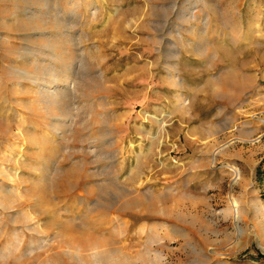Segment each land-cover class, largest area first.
Here are the masks:
<instances>
[{
    "label": "rangeland",
    "instance_id": "374dc122",
    "mask_svg": "<svg viewBox=\"0 0 264 264\" xmlns=\"http://www.w3.org/2000/svg\"><path fill=\"white\" fill-rule=\"evenodd\" d=\"M0 264H264V0H0Z\"/></svg>",
    "mask_w": 264,
    "mask_h": 264
},
{
    "label": "bare ground",
    "instance_id": "6f19581e",
    "mask_svg": "<svg viewBox=\"0 0 264 264\" xmlns=\"http://www.w3.org/2000/svg\"><path fill=\"white\" fill-rule=\"evenodd\" d=\"M234 170L236 171V173H237L236 175L238 176L240 174L239 171L236 168H234ZM233 204H234V209H235V217H236V219H239L240 218V211H239V207H238V202L236 200H233Z\"/></svg>",
    "mask_w": 264,
    "mask_h": 264
}]
</instances>
